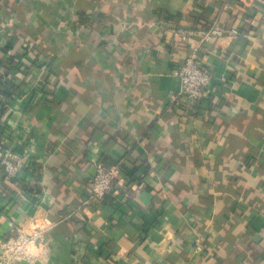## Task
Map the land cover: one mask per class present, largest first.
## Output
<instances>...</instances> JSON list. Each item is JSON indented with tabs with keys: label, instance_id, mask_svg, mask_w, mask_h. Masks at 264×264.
I'll use <instances>...</instances> for the list:
<instances>
[{
	"label": "crops",
	"instance_id": "0c3cea01",
	"mask_svg": "<svg viewBox=\"0 0 264 264\" xmlns=\"http://www.w3.org/2000/svg\"><path fill=\"white\" fill-rule=\"evenodd\" d=\"M195 53L215 84L173 103ZM4 140L32 162L0 166V237L47 218L35 264H264V0H0Z\"/></svg>",
	"mask_w": 264,
	"mask_h": 264
},
{
	"label": "built area",
	"instance_id": "2783aa9c",
	"mask_svg": "<svg viewBox=\"0 0 264 264\" xmlns=\"http://www.w3.org/2000/svg\"><path fill=\"white\" fill-rule=\"evenodd\" d=\"M244 0H240V4ZM242 6V5H241ZM190 35L192 30L184 31ZM226 30L220 27L210 28L203 32L204 37L223 36ZM229 33L235 34L237 30L230 28ZM181 79V89L170 96L173 103L180 104L183 97L199 100L208 88L215 84L213 72L199 59L197 53L182 60L175 69ZM40 78H44V76ZM4 140L0 143V166L9 178L21 177L30 162L28 157ZM121 162L98 161L95 163L96 171L88 192V200L99 202L113 191L116 179L120 175ZM33 227L27 231L21 226L11 223L8 235L0 237V264H35L41 260L42 252L49 246L47 218L39 219L33 216Z\"/></svg>",
	"mask_w": 264,
	"mask_h": 264
},
{
	"label": "trees",
	"instance_id": "16d2710c",
	"mask_svg": "<svg viewBox=\"0 0 264 264\" xmlns=\"http://www.w3.org/2000/svg\"><path fill=\"white\" fill-rule=\"evenodd\" d=\"M43 62H45L46 63V65L45 66H42V65H44V63ZM34 65H36L35 67V70L37 71V73H38V75H39V77H40V75H41V77L42 76H44V78H45V75H48V74H50L51 72H50V67H51V61H49V60H46V61H42V60H38L37 62H36V64H34ZM15 149H17L16 147H14ZM18 150V149H17ZM32 162V161H31ZM31 162H29L28 163V165H30L31 164ZM27 165V166H28ZM26 166V167H27ZM24 174H25V171H24ZM23 174V175H24ZM15 181H20V180H22L23 179V176H21V177H17V178H13ZM105 198V197H104Z\"/></svg>",
	"mask_w": 264,
	"mask_h": 264
}]
</instances>
